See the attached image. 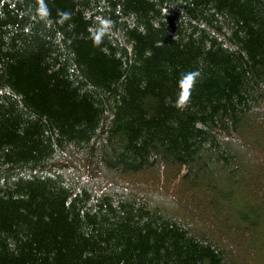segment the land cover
<instances>
[{
    "label": "trees",
    "instance_id": "obj_1",
    "mask_svg": "<svg viewBox=\"0 0 264 264\" xmlns=\"http://www.w3.org/2000/svg\"><path fill=\"white\" fill-rule=\"evenodd\" d=\"M0 264H264V0H0Z\"/></svg>",
    "mask_w": 264,
    "mask_h": 264
}]
</instances>
